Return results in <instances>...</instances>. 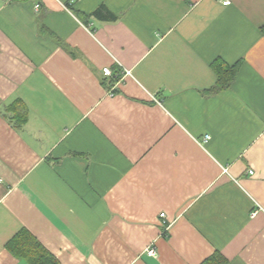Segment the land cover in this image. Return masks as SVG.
<instances>
[{
    "label": "crops",
    "instance_id": "1",
    "mask_svg": "<svg viewBox=\"0 0 264 264\" xmlns=\"http://www.w3.org/2000/svg\"><path fill=\"white\" fill-rule=\"evenodd\" d=\"M229 1L0 0V264H264V0Z\"/></svg>",
    "mask_w": 264,
    "mask_h": 264
},
{
    "label": "trees",
    "instance_id": "2",
    "mask_svg": "<svg viewBox=\"0 0 264 264\" xmlns=\"http://www.w3.org/2000/svg\"><path fill=\"white\" fill-rule=\"evenodd\" d=\"M93 14L102 19H107V20L115 18L114 15L110 11L104 12L100 9H97ZM262 31L264 33V26L262 27ZM213 66L215 70L219 73V82H218V85L215 87L217 89L220 87L227 86L233 81V79L236 76L239 63L231 67H225L226 65L224 64V62L219 61V59H217L214 62ZM112 77L113 78H111L108 81L109 87L111 88L112 86H114V81H116L117 79L119 80L120 78L119 70H116L115 75ZM14 108L18 109V107H14ZM15 117L17 118L18 122L21 123L25 121L26 119V112H22V111L18 112L17 110L15 113ZM21 233L22 232H20L19 235L17 236H19V238L20 236H22L23 240L20 241L17 239L16 241L15 239L13 241L15 245V247L12 248L13 252H15L17 255H20L21 257H26L30 261L31 264H49L52 261H54V259L50 255H48L47 251L46 253L41 252V251H44L45 248L41 245V243L34 236L26 232H24L23 234ZM225 262H226V259L222 255H220V253L216 252L211 257L203 261L201 264H225ZM54 264H58L56 260Z\"/></svg>",
    "mask_w": 264,
    "mask_h": 264
},
{
    "label": "built area",
    "instance_id": "3",
    "mask_svg": "<svg viewBox=\"0 0 264 264\" xmlns=\"http://www.w3.org/2000/svg\"><path fill=\"white\" fill-rule=\"evenodd\" d=\"M224 3H225V4H229L230 1H229V0H224ZM37 7H39V4H37ZM104 73H105V75H110V76L113 75V71H112V69H111V68H108V67L104 68ZM124 73H125V74H130L131 71L128 70V69H125V72H124ZM209 138H210V135H206V136H205V139H206V140L209 139ZM224 171L227 172L228 169H227V168H224ZM250 173H253V171H250ZM256 212H257V211L254 210V211L252 212V215L254 216V215L256 214ZM165 214H166L165 212L161 213V217H164ZM167 229H168V227H167ZM148 253L151 254V255H157V249H156L155 247H150V248L148 249Z\"/></svg>",
    "mask_w": 264,
    "mask_h": 264
}]
</instances>
